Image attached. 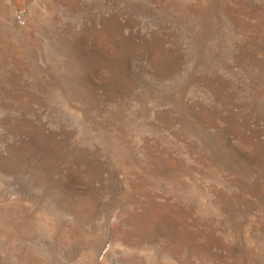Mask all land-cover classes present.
I'll use <instances>...</instances> for the list:
<instances>
[{
    "label": "rangeland",
    "instance_id": "1",
    "mask_svg": "<svg viewBox=\"0 0 264 264\" xmlns=\"http://www.w3.org/2000/svg\"><path fill=\"white\" fill-rule=\"evenodd\" d=\"M0 264H264V0H0Z\"/></svg>",
    "mask_w": 264,
    "mask_h": 264
}]
</instances>
